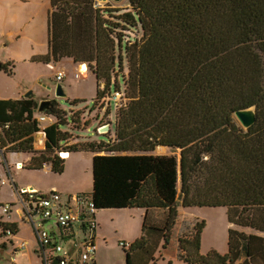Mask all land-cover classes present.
Instances as JSON below:
<instances>
[{"label":"trees","instance_id":"obj_1","mask_svg":"<svg viewBox=\"0 0 264 264\" xmlns=\"http://www.w3.org/2000/svg\"><path fill=\"white\" fill-rule=\"evenodd\" d=\"M51 1L57 11L48 17L49 52L33 61L70 57L87 63L101 99L117 89L120 78L112 83V72L122 68L124 43L129 101L117 110L114 139L61 148L67 134L52 100L44 113L57 120L44 127L46 147L38 151L33 149V134L40 130L37 100L2 99L0 147L31 154L24 168L50 164L55 173L64 171L61 149L92 152L98 209H163L158 222L145 216L143 234L125 249L126 264H134L138 252L150 256L161 242L170 243L179 204L227 207L229 223L255 231L229 228L227 253L202 254L204 222H196L189 234L177 237L179 260L264 264V236L258 234H264V0H128L125 9L93 8L94 0ZM59 22L72 29L73 38H58ZM127 27L135 32L130 43L123 41ZM67 46L74 53L60 52ZM1 67L6 68L0 62ZM253 104L256 121L245 131L234 112ZM158 146L179 150V157L154 154Z\"/></svg>","mask_w":264,"mask_h":264},{"label":"rangeland","instance_id":"obj_2","mask_svg":"<svg viewBox=\"0 0 264 264\" xmlns=\"http://www.w3.org/2000/svg\"><path fill=\"white\" fill-rule=\"evenodd\" d=\"M97 0H94L93 4H95ZM97 1L98 4L101 3ZM110 3H106L101 8H106L111 5L110 8H130V4L128 0H121L119 2H115L112 0ZM124 42L130 43L132 37L135 36V32L130 28H125L123 31ZM141 34V32H139ZM136 34L137 38H140V34ZM3 43V45H1ZM10 44V39L7 36H4L2 42L0 40V60L7 55H10L12 60L14 59V51L8 50L9 47H4V44ZM124 43H122L121 52L123 53V63L122 68L117 71V69L112 72V80L113 76L116 77V81L120 78V81L117 82V89L119 84L125 82L127 88V82H129V69L127 68V60L125 59L124 53ZM119 53V50L116 51ZM18 57V56H16ZM15 63H3L6 68L1 67L0 69V92H3L6 86H11V89H21V91L25 90V86H28L29 90L33 91V96L36 95L37 102L39 103L43 99H51L56 100V104L59 106L60 120L58 123L61 131L66 132V138L60 144L61 148H68L72 144H83L85 142L100 141L105 140L109 135H113V132L109 129L108 132L99 131V124L106 120L110 125L112 122L116 120V114L118 108H116L117 103L110 99L106 100L102 103V98H96L97 95V80L95 75L91 71V66L88 67L87 73H82L79 77H75L76 73L79 72V65H76L68 60H61L59 63L53 66L46 64H28L24 62H19L16 60ZM117 63V62H116ZM118 66V64H116ZM40 68L41 70L37 69ZM56 70H63L65 76L62 81H56L54 77V72ZM43 72L46 75L41 81L38 79V74ZM105 81L102 80V84L100 88H104ZM57 83L63 85L65 89L66 96L64 98L55 99L52 92L49 91L48 87L54 88ZM122 84V83H121ZM112 90V87L110 88ZM114 91V86L113 90ZM24 92V93H26ZM108 94V92H107ZM106 94V95H107ZM105 95V96H106ZM76 100L77 103L72 104L71 101ZM129 101L127 98L126 103ZM39 112L36 110V114ZM50 118L57 120L56 116L51 115ZM73 119V120H72ZM237 122L236 118H234ZM51 120V119H50ZM73 121L77 124L73 126ZM49 122V121H46ZM43 122L42 124L46 123ZM238 123V122H237ZM239 124V123H238ZM115 128H113L114 130ZM60 148V149H61ZM2 150L3 157L0 154V177L6 176L10 179V174L13 178L17 177L16 174H24L27 181H35L37 183H46L50 184L52 182L53 177L48 176L42 170H29V172L21 173V169H16L14 163H12L13 156H16L12 151L8 148V146L3 147ZM33 149L35 148V140H33ZM61 151V150H60ZM65 151V150H64ZM21 153V152H19ZM62 153V151H61ZM71 153V152H69ZM154 154H167V155H176L179 157V150L173 151L171 148H166L162 150L161 148H156L154 150ZM73 159L68 161L71 162L70 166L66 169L64 176L62 179L66 181L78 180L82 181L84 185L88 184V177L91 183V178H93V157H90L87 153H72ZM29 157L31 154L28 155ZM61 156V154L59 155ZM61 158V157H60ZM65 160V159H64ZM24 165H27L28 161L23 162ZM21 165V164H20ZM50 165V164H47ZM9 167V171H8ZM65 167V166H64ZM77 176V177H76ZM5 190H2L1 195L5 194ZM180 202V201H179ZM178 202V203H179ZM179 204L178 206H180ZM179 219L176 220V223L172 229V237H173V246H170L168 250L163 248V246L156 248L153 253H150V256L147 252H138L134 254V264H190L185 261L179 260L172 254V249L177 245V238L182 234H189L192 230L193 225L196 222L203 221L204 228L201 235V253L206 254L210 250H216L221 254H225L228 251V230L229 228H234L245 233H254L253 229L248 227H240L234 224H231L227 220V207L217 206V207H209V206H192V207H180ZM150 222L154 221L158 222L159 219H162L165 215V211L163 209H151L150 213ZM105 216L108 219L109 224L116 226L115 230L120 231L122 228H127L129 223L132 222V216L130 213L122 211V210H112V213H106ZM111 222V223H110ZM177 224V225H176ZM112 229V228H111ZM0 234H2V228L0 227ZM258 234L264 236L258 232ZM19 237L25 238L29 241L30 248L33 245V235L30 231L29 225L25 222H19ZM1 242V240H0ZM162 243V242H161ZM125 249L122 246H119L117 238H113L107 242L106 245H103L101 249H99L97 253V263L96 264H126L125 261ZM30 250V249H29ZM22 253H26L23 251ZM26 259V254L24 255ZM24 257L22 259L24 260ZM21 257L17 258L16 264H20L19 260ZM25 261V260H24ZM30 264H39L38 262L33 260L31 256H29ZM24 264V263H22Z\"/></svg>","mask_w":264,"mask_h":264},{"label":"crops","instance_id":"obj_3","mask_svg":"<svg viewBox=\"0 0 264 264\" xmlns=\"http://www.w3.org/2000/svg\"><path fill=\"white\" fill-rule=\"evenodd\" d=\"M69 2H73L76 4H80L81 0H68ZM100 2V0H97ZM95 2L93 4V8H101L106 3L112 4V0H102L100 4ZM94 2V1H93ZM109 4V7L111 5ZM52 11H57L56 7L52 6L51 0H0V40L2 42L4 36H7L10 39V44L5 43L4 47H9L8 50L14 51V59L19 60V62H24L28 64H50L53 66L59 63L61 60H68L76 65H79V63H75L72 58L70 57H63L57 62L51 61L50 63H46L43 61H33V58L40 57L48 54L49 52V28H48V17L49 13ZM103 12V11H102ZM104 17H108L106 12H103ZM75 25L79 27L81 22L78 18L74 17ZM60 29L58 32V38H73L74 36L71 34L72 29L68 28V26L62 22H59ZM81 28V27H80ZM77 30V29H76ZM75 30V33L77 37L79 36L78 32ZM82 30V28H81ZM75 35V37H76ZM3 45V43L1 44ZM60 52L66 53V54H72L74 51L70 46L62 47L60 48ZM18 56V57H16ZM16 60H12L10 55H7L6 57H3L0 62L3 63H15ZM41 70L40 68H37ZM56 71V69H55ZM55 71L54 74H55ZM44 77H46L45 74L41 71L40 74H38V79L41 81ZM63 87V85H62ZM64 88V87H63ZM28 89H30L28 86H25V90L21 91V89H11V86H6L5 90L3 92H0V100L2 99H19L21 97H24V92H26ZM52 90H49L54 95V92ZM65 91V89H64ZM33 95V94H32ZM31 96V95H30ZM34 98L37 100L38 97L36 95ZM39 104V103H38ZM43 113H38L36 116H39ZM51 119V120H50ZM49 122H46L44 124H41L42 127H45L49 124L55 123L56 120L49 117ZM108 121L104 120L102 121L99 126H103L108 124ZM43 123V122H42ZM115 122H112V125H110V130L113 132V135H109V138L114 139L115 138ZM42 133L44 135L45 141L42 145H36V134ZM33 140H35V148L38 151H42L45 149L46 145V136L43 131V129L40 127V130L35 132L33 134ZM72 153H87L90 157H93L94 153L92 152H85V151H77V152H71L70 157L66 158L64 160V171L62 173H55L51 170L50 165L44 164L41 169H27L23 167V162L28 161L30 157L28 154L25 153H14L16 156H13L12 163L15 164L21 163V173L29 172V170H42L45 173H47L48 176L53 177L52 182L50 184L46 183H37L35 181H27L25 180L27 176L24 174H16L17 177L13 178L10 174V179H8L6 176L0 177V179H5L6 184L3 186H0V193L2 190H5V194L0 196V202H10L12 203V210H11V226L16 231V238L18 240H24L25 238L19 237V222H25L29 225L30 231L33 235V245L30 248V244L28 245V248L26 253H20L17 255V258L20 256L21 259L19 262L20 264H30L29 263V256L35 259L36 262L37 256H36V239L32 231L31 224L27 221V219L24 217V205L22 202V197L19 194V191L26 188V187H33L37 189L38 192H47L49 190L55 189L63 194H74V193H80V192H88L92 194L93 190V178H91V183L89 181L88 177V184L84 185L82 181L78 180V178L71 181H66L62 179V177L65 174L66 169L70 166L71 162L68 161L73 159ZM0 154L3 157V153L0 152ZM8 167V171H9ZM93 170V168H92ZM10 172V171H9ZM77 177V176H76ZM182 205L178 206V218L180 210L179 208ZM183 207V206H182ZM112 210H122L125 212L130 213L132 216H134L132 219V222L129 223V230L127 228H122L120 231L115 230L116 226L109 224L107 217L105 216L106 213H112ZM151 210L147 211L144 208L139 207H124V208H105V209H99L97 214V220H98V229L96 231V243L98 250L103 247V245H106L108 241H110L113 238H117L118 244L120 240L128 241L129 243H132L141 235L143 234V223L146 215H150ZM23 214V215H22ZM177 225V224H176ZM112 228V229H111ZM177 238V237H176ZM27 240V239H25ZM5 239L1 241L0 246V264H6L9 260V257L14 253V246H3ZM28 241V240H27ZM29 243V241H28ZM163 246L162 243L159 245V247ZM170 246H173V237L170 240V243L163 247L166 250L171 248ZM158 247V248H159ZM30 249V250H29ZM97 250L95 258H94V264L97 263V253L99 252ZM201 250V249H200ZM26 254V259L24 255ZM172 254L177 257V245H175V248L172 249ZM24 257V260L22 259ZM16 258V262H17Z\"/></svg>","mask_w":264,"mask_h":264},{"label":"built area","instance_id":"obj_4","mask_svg":"<svg viewBox=\"0 0 264 264\" xmlns=\"http://www.w3.org/2000/svg\"><path fill=\"white\" fill-rule=\"evenodd\" d=\"M80 75H82L81 71L77 72L75 77ZM64 76L63 70L55 71L56 81H62ZM115 79L113 76L111 82H115ZM125 92L126 85L122 82L119 89L111 91L102 98V103L113 99L117 103L116 108L119 109L126 105ZM49 117L51 116L46 114L37 116L42 129H44L42 122L48 121ZM74 125L76 123L73 122ZM61 151L63 153L64 149ZM61 151L59 155L62 154ZM7 182L5 179H0V186ZM19 194L24 205V217L31 224L36 239L35 252L39 264H94L98 250L96 231L99 225L97 220L99 209L91 193L80 192L66 195L55 189L40 193L33 187H26L20 190ZM11 210L12 203L0 202V227L2 228L0 240L5 239L3 246H14V253L6 264H16L17 255L27 250L29 245L25 239L16 241V231L10 225L13 222ZM129 244L125 240L119 241V246L124 248H128Z\"/></svg>","mask_w":264,"mask_h":264},{"label":"water","instance_id":"obj_5","mask_svg":"<svg viewBox=\"0 0 264 264\" xmlns=\"http://www.w3.org/2000/svg\"><path fill=\"white\" fill-rule=\"evenodd\" d=\"M115 2H119L121 0H113ZM49 90H52V87H48ZM54 97L55 99L64 98L66 96L64 88L60 83H57L53 89ZM33 94L32 90H29L24 94L25 98H28L30 95ZM53 106L51 99H43L39 102L37 111L39 113H43L46 110H49ZM257 116V105L253 104L244 108H240L234 112V118H236L237 122L239 123V126H241L245 131H247L256 121ZM110 129V124L104 125L99 128L100 133L101 132H108ZM102 134V133H101ZM157 148H160L158 146ZM0 152L2 150L0 149ZM4 158V157H3Z\"/></svg>","mask_w":264,"mask_h":264},{"label":"bare ground","instance_id":"obj_6","mask_svg":"<svg viewBox=\"0 0 264 264\" xmlns=\"http://www.w3.org/2000/svg\"><path fill=\"white\" fill-rule=\"evenodd\" d=\"M79 67H80L79 68V71H81L83 74L88 72V67H87L86 63H79ZM44 141H45L44 135L42 133H37L36 134V145H38V146L39 145H42L44 143ZM160 148L162 150H164V149H166L168 147H166V146H160ZM61 156L63 158H68V157H70V153L68 151H63V153L61 154ZM20 164L21 163L15 164V168L16 169H21L22 168V165H20Z\"/></svg>","mask_w":264,"mask_h":264}]
</instances>
